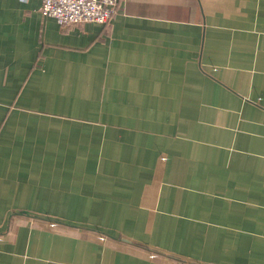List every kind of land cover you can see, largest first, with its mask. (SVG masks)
Returning a JSON list of instances; mask_svg holds the SVG:
<instances>
[{"label": "crops", "instance_id": "0c3cea01", "mask_svg": "<svg viewBox=\"0 0 264 264\" xmlns=\"http://www.w3.org/2000/svg\"><path fill=\"white\" fill-rule=\"evenodd\" d=\"M42 3L0 0V264H264V0Z\"/></svg>", "mask_w": 264, "mask_h": 264}, {"label": "built area", "instance_id": "2783aa9c", "mask_svg": "<svg viewBox=\"0 0 264 264\" xmlns=\"http://www.w3.org/2000/svg\"><path fill=\"white\" fill-rule=\"evenodd\" d=\"M42 13L54 17L62 26L97 22L108 23L117 10L119 0H42ZM51 227L57 224L50 222ZM106 240L105 235L101 236Z\"/></svg>", "mask_w": 264, "mask_h": 264}, {"label": "water", "instance_id": "95a60500", "mask_svg": "<svg viewBox=\"0 0 264 264\" xmlns=\"http://www.w3.org/2000/svg\"><path fill=\"white\" fill-rule=\"evenodd\" d=\"M51 220V222H54V223H57V222H59V221H57V220H55V219H50ZM72 225V224H71ZM73 226H76V225H73ZM104 234H106V233H104ZM120 240H123V241H125V242H129V243H131L132 241H130V240H128V239H124V238H119ZM158 252H160L161 254H166V253H164V252H162V251H158Z\"/></svg>", "mask_w": 264, "mask_h": 264}, {"label": "rangeland", "instance_id": "374dc122", "mask_svg": "<svg viewBox=\"0 0 264 264\" xmlns=\"http://www.w3.org/2000/svg\"><path fill=\"white\" fill-rule=\"evenodd\" d=\"M51 227V226H50ZM53 228V227H52Z\"/></svg>", "mask_w": 264, "mask_h": 264}]
</instances>
